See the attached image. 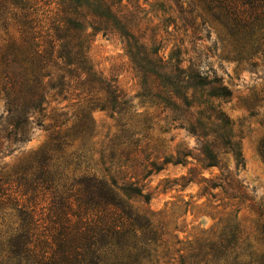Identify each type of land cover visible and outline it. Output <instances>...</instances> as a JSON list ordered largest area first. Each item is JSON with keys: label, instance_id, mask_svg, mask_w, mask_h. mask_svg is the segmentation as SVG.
<instances>
[{"label": "trees", "instance_id": "16d2710c", "mask_svg": "<svg viewBox=\"0 0 264 264\" xmlns=\"http://www.w3.org/2000/svg\"><path fill=\"white\" fill-rule=\"evenodd\" d=\"M159 2V11L173 21L216 26L250 60L264 48L259 38L264 0ZM151 22L139 0H0V154L11 156L46 121L52 130L49 143L21 159L19 167L1 172L0 264H264V250L247 243L238 229L186 250L178 248V237L170 245L165 226L130 203L132 198L150 203L137 177L162 168L158 157L150 167L126 168L139 157L124 141L137 122L127 95L91 61L98 34L121 38L139 74L140 95L155 107L198 110L185 127L211 160L207 167H219L220 140L229 146L236 169L244 166L234 124L215 105L232 95L230 88L184 43L167 55ZM52 102L60 106L48 116ZM96 111L118 116V130L98 150L92 143ZM70 119L74 126L60 132ZM260 154L264 160V138ZM173 159L167 162L182 163ZM216 179L220 183L208 189L246 196L232 172Z\"/></svg>", "mask_w": 264, "mask_h": 264}, {"label": "rangeland", "instance_id": "374dc122", "mask_svg": "<svg viewBox=\"0 0 264 264\" xmlns=\"http://www.w3.org/2000/svg\"><path fill=\"white\" fill-rule=\"evenodd\" d=\"M139 1L152 21L150 29L159 33L167 55L176 45L182 46L180 42L184 43L193 56L203 58L206 66L216 69L230 88L232 95L215 101V105L234 124L233 135L240 145L244 166L236 169L229 146L220 140L219 167H207L211 160L205 159L199 139L185 127L188 126L187 118L198 117V110H190L186 105L173 112L155 107L149 97L140 95L143 93L140 77L121 38L98 34L90 50L91 61L103 77L127 95L130 99L128 111L137 122V128L124 141L125 147L129 145L138 150L139 157L127 163L126 168L130 166L129 172H134L143 164L150 167L157 157L162 168L137 177L144 192L151 195L150 203L140 198H132L130 203L155 223L165 226L170 245L178 237L181 241L178 248L183 250L199 240H218L222 234L237 229L247 243L264 250V160L260 154L264 138V48L250 60L249 55L235 52L232 39L228 34H221L216 26L199 23L187 26L183 20L173 21L159 11L157 4L161 0ZM259 38L264 42V32L259 31ZM67 105V102L62 103V106ZM56 106L60 104L52 102L49 105L48 116ZM3 112L4 103L0 100V116ZM117 118L107 112L93 113L94 150L100 149L99 145L118 130ZM48 124L46 121L44 128H36L31 141L11 156L0 154V176L7 171L8 165L17 166L21 159L49 143L52 130L47 129ZM72 126L74 120L70 119L60 132H67ZM169 156L182 163H168ZM227 171L243 185L246 196L240 198L231 196L230 191L208 189L220 183L216 177ZM204 178L212 181H203Z\"/></svg>", "mask_w": 264, "mask_h": 264}]
</instances>
